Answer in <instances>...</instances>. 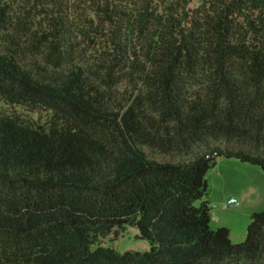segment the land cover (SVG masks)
Segmentation results:
<instances>
[{
    "label": "trees",
    "instance_id": "obj_1",
    "mask_svg": "<svg viewBox=\"0 0 264 264\" xmlns=\"http://www.w3.org/2000/svg\"><path fill=\"white\" fill-rule=\"evenodd\" d=\"M0 0V264H264L210 227L220 157L264 172V0ZM127 228L146 251L102 240Z\"/></svg>",
    "mask_w": 264,
    "mask_h": 264
},
{
    "label": "rangeland",
    "instance_id": "obj_2",
    "mask_svg": "<svg viewBox=\"0 0 264 264\" xmlns=\"http://www.w3.org/2000/svg\"><path fill=\"white\" fill-rule=\"evenodd\" d=\"M186 1L187 8L195 10L208 0ZM0 116H18L31 125L44 126L49 122V115L46 113L9 106L2 101H0ZM205 180L207 189L203 200L208 201L210 214H215V219L211 220L210 216L211 229L227 228L233 244L243 242L250 216L264 211V172L256 165L220 157L216 160V165L206 173ZM230 198L235 199L237 205L225 207ZM135 235V229L127 228L117 237L110 234L102 240L101 245L112 247L119 253L148 250V243L136 240Z\"/></svg>",
    "mask_w": 264,
    "mask_h": 264
},
{
    "label": "built area",
    "instance_id": "obj_3",
    "mask_svg": "<svg viewBox=\"0 0 264 264\" xmlns=\"http://www.w3.org/2000/svg\"><path fill=\"white\" fill-rule=\"evenodd\" d=\"M237 205V201L233 198L229 199L226 204L225 207H229V206H236Z\"/></svg>",
    "mask_w": 264,
    "mask_h": 264
},
{
    "label": "crops",
    "instance_id": "obj_4",
    "mask_svg": "<svg viewBox=\"0 0 264 264\" xmlns=\"http://www.w3.org/2000/svg\"><path fill=\"white\" fill-rule=\"evenodd\" d=\"M230 199H231V198H230ZM228 200H229V199H228ZM210 216H211V220H212V218L215 219V214H214V213L210 214Z\"/></svg>",
    "mask_w": 264,
    "mask_h": 264
},
{
    "label": "water",
    "instance_id": "obj_5",
    "mask_svg": "<svg viewBox=\"0 0 264 264\" xmlns=\"http://www.w3.org/2000/svg\"><path fill=\"white\" fill-rule=\"evenodd\" d=\"M216 165V161H214L211 165V168H213Z\"/></svg>",
    "mask_w": 264,
    "mask_h": 264
}]
</instances>
